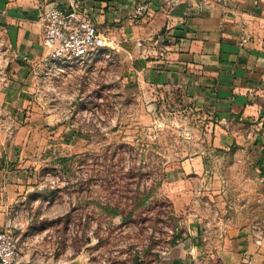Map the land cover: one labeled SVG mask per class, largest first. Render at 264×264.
<instances>
[{
  "label": "rangeland",
  "instance_id": "rangeland-1",
  "mask_svg": "<svg viewBox=\"0 0 264 264\" xmlns=\"http://www.w3.org/2000/svg\"><path fill=\"white\" fill-rule=\"evenodd\" d=\"M140 56L107 46L84 60L45 62L44 101L65 127L37 145L33 179L9 213L22 226L21 263H155L176 231L178 243L193 229L173 207L168 172L198 153L217 175L211 184L226 188L231 204L254 217L264 210V162L255 163L246 150L214 148L217 117L184 87L127 86L126 72L135 76ZM10 58L0 49L5 81ZM205 196L198 194L199 203L216 215V198ZM132 209L125 221L122 212Z\"/></svg>",
  "mask_w": 264,
  "mask_h": 264
},
{
  "label": "crops",
  "instance_id": "crops-1",
  "mask_svg": "<svg viewBox=\"0 0 264 264\" xmlns=\"http://www.w3.org/2000/svg\"><path fill=\"white\" fill-rule=\"evenodd\" d=\"M66 2L0 0V46L11 53L0 85V226L33 179L37 145L65 127L40 85L48 51L37 12ZM139 3L146 10L136 15ZM82 10L113 38L107 46L140 51L135 76L124 77L127 86L184 87L217 117L214 148L246 150L255 163L264 162V0H82ZM168 173L173 207L193 229L153 264H264V236L258 243L255 230L257 222L264 227V210L254 217L231 204L228 190L211 184L217 175L207 170L203 153L183 157ZM198 194L216 198V215Z\"/></svg>",
  "mask_w": 264,
  "mask_h": 264
},
{
  "label": "built area",
  "instance_id": "built-area-1",
  "mask_svg": "<svg viewBox=\"0 0 264 264\" xmlns=\"http://www.w3.org/2000/svg\"><path fill=\"white\" fill-rule=\"evenodd\" d=\"M66 1L63 6L44 5L37 12V18L44 27L43 44L48 51L47 60L53 66L102 54L108 41H113V38H109L97 27L93 17L82 10V0ZM145 10L146 5L139 3L135 8V14L141 15ZM247 40L248 37L243 34L241 43ZM24 59L27 60L28 57L24 56ZM37 73V76L40 75V72ZM5 79L0 78V85ZM9 132L12 133L11 128ZM21 227V222L17 221L12 214L8 215L0 226V264H16L20 261L19 231ZM255 230L256 241L259 243L264 236L262 224L257 222Z\"/></svg>",
  "mask_w": 264,
  "mask_h": 264
},
{
  "label": "trees",
  "instance_id": "trees-1",
  "mask_svg": "<svg viewBox=\"0 0 264 264\" xmlns=\"http://www.w3.org/2000/svg\"><path fill=\"white\" fill-rule=\"evenodd\" d=\"M147 196H148V194H145V195L140 199V201L145 200ZM133 213H134V209L128 211L126 214L122 212L124 220L127 221L128 219H131L132 216H133ZM180 237H182V236H181V232L176 231V233L174 234V237H173V239H172V244H173V245L176 244V243H177L176 240H178Z\"/></svg>",
  "mask_w": 264,
  "mask_h": 264
}]
</instances>
